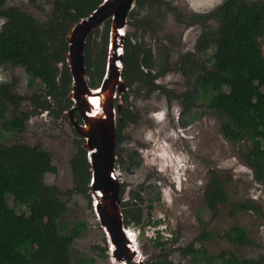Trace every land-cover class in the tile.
Here are the masks:
<instances>
[{
	"label": "trees",
	"instance_id": "1",
	"mask_svg": "<svg viewBox=\"0 0 264 264\" xmlns=\"http://www.w3.org/2000/svg\"><path fill=\"white\" fill-rule=\"evenodd\" d=\"M103 1L52 0L53 7L47 20L40 22L17 6L5 8L7 0H0V16L5 19L0 29V66L8 62L17 64L34 60L41 68V73L31 71L33 77L28 82L29 95L15 91V80L0 83V121L3 129L0 132V264H98L96 259L86 254L72 252L75 240L87 228V223L76 221L72 224L63 220L67 203L61 198L62 191L58 186L45 182L48 173L57 172L50 152L40 144H8L4 139L9 132H23L30 115L37 110H52L64 115L71 108L73 102L68 97L72 77L66 62L68 44L65 37L73 25L91 14ZM136 1L140 6L149 1L158 2ZM135 15L136 12L131 11L129 19L130 25L137 27V31L149 24L147 18L139 19ZM192 20L203 26L214 21L217 27L207 26L202 31L195 44V53L183 55L178 69L188 80L197 79L205 72V65L196 55L207 56L211 48L216 49L215 69L207 79V92L202 93L201 99L208 100L207 111L220 118V130L227 140L250 142L248 158L255 167V178L264 182V53L259 43V38L264 37V0H224L211 11L192 15ZM109 31L110 20H107L103 42L95 58L90 50L94 31L86 42L85 62L92 88L99 87L105 76ZM156 67L152 48L143 40L138 41L137 33L128 31L122 69L126 88L138 83L137 93L146 90V96L159 89L170 99H179L185 113L193 112L198 103L190 85L179 94L165 89L155 80L164 76L169 66L165 64L163 69ZM37 77H41L40 92L35 89ZM25 101L33 106L30 111L21 108ZM7 103L12 107L11 117L6 114ZM121 115L123 121L117 123V141L121 140V129L127 122L137 123L130 109L123 108ZM76 118L82 122L79 112H76ZM82 144V139L77 141V150L71 160L75 185L66 193H81L92 204L89 194L91 165ZM140 165L138 154L132 152L129 166ZM211 182L207 205L215 211L219 205L228 203L230 196L216 171H212ZM149 192L152 194L154 189ZM9 197L13 198V205ZM157 199L158 195L150 196L148 200L154 202ZM23 207L25 209L19 212L18 209ZM122 207L126 227L152 223L151 219L147 222L144 218L141 206L136 204L131 209L128 203L123 202ZM234 209L257 207L243 202L235 204ZM206 232L187 246L176 248L181 254L189 255L188 264H264V255L241 258L231 251H222L214 256L204 248L196 247L197 242L208 237ZM224 236L237 245L256 244L240 225L231 227ZM161 237L159 234L153 241L157 248L171 242V249L178 241V236L171 241H162ZM168 257L169 252L164 251L156 261L147 260L145 264H182Z\"/></svg>",
	"mask_w": 264,
	"mask_h": 264
},
{
	"label": "rangeland",
	"instance_id": "2",
	"mask_svg": "<svg viewBox=\"0 0 264 264\" xmlns=\"http://www.w3.org/2000/svg\"><path fill=\"white\" fill-rule=\"evenodd\" d=\"M156 1L144 3V6L135 1L132 9L136 12L135 18H147L149 24L139 31L131 25L126 30L137 33L138 41L143 40L152 48L156 69H163L165 64L169 66V72L156 82L178 94L186 91L190 85L198 105L193 112L185 113L179 99H170L159 90L146 96V90L137 93L138 83L127 89L123 97L125 104L137 110L140 120L137 123L128 122L121 130V140L117 141L115 168L122 184L121 206L123 202L128 203L131 209L136 204L141 206L146 221L151 219V225L160 227L156 229L164 232L161 234L164 237L162 241L166 237L178 236L177 243L171 249L170 242L157 248L153 243L154 238L148 235L150 230L146 232L149 223L136 226L139 248L146 260L156 261L162 252L168 251V259L188 264L189 255L181 254L176 248L187 246L205 231L209 233L206 232L208 237L197 242L196 247L204 248L214 256L222 251H231L241 258H258L264 255V182L255 178V167L247 154L250 142L227 140L220 130V118L207 111L208 100L201 99L202 93L207 92V79L215 69L217 51L213 47L207 56L196 55L205 65V72L195 80H188L178 69L183 55L195 53V44L202 31L207 26L213 29L217 27L214 21L203 26L202 23L190 21V17L211 11L224 0ZM13 5L32 14L40 22L47 20L53 7L52 0H7L4 7ZM4 21L0 16V29ZM94 32L90 44L93 58L100 51L104 25ZM107 43L109 45V38ZM259 43L264 53V37L259 38ZM31 71L41 73L38 62H8L0 66V83L15 80V91L29 95L28 82L33 77ZM40 85L41 77H37L35 89L38 92L42 90ZM32 107L29 101L21 105L23 110L30 111ZM11 110L7 103L6 114L9 117L12 116ZM65 115L52 110H37L30 115L23 132H9L4 141L8 144H40L50 152L57 172L48 173L45 182L58 186L62 191L61 198L67 203L63 220L72 224L76 221L87 223V228L75 240L72 252L86 254L96 259L98 264H113L108 236L95 211L91 190L92 204L81 193H66L75 185L71 160L81 137L68 115ZM184 120L187 123H183ZM0 132H3L1 121ZM134 151L141 159L139 167L129 166V156ZM212 171L218 173L230 196V201L219 205L215 211L207 205ZM151 188L154 189L152 194L149 192ZM156 195L159 199L154 202L148 200ZM9 202L13 205L12 197H9ZM243 202H250L257 209H234L235 204ZM24 209L18 210L22 212ZM156 220L160 221L155 224ZM236 225L243 226L248 237L256 244L237 245L229 241L224 235Z\"/></svg>",
	"mask_w": 264,
	"mask_h": 264
},
{
	"label": "water",
	"instance_id": "3",
	"mask_svg": "<svg viewBox=\"0 0 264 264\" xmlns=\"http://www.w3.org/2000/svg\"><path fill=\"white\" fill-rule=\"evenodd\" d=\"M136 0H104L87 17L80 19L66 35L65 52L72 85L69 99L73 102L65 113L83 140L91 165V195L95 211L104 227L110 244L113 264H145L135 229L130 232L124 225L120 192L121 180L116 174L117 121L123 119L122 95L126 91L122 77L124 45L129 14ZM110 20L106 72L97 88L90 86L85 62V46L91 32ZM117 94V110L114 106ZM78 111L82 122L75 117Z\"/></svg>",
	"mask_w": 264,
	"mask_h": 264
},
{
	"label": "flooded vegetation",
	"instance_id": "4",
	"mask_svg": "<svg viewBox=\"0 0 264 264\" xmlns=\"http://www.w3.org/2000/svg\"><path fill=\"white\" fill-rule=\"evenodd\" d=\"M190 21H193V20H192V17H190ZM167 72H169V71H167ZM167 72H166V73H167ZM180 73H181V72H180ZM181 74H182V73H181ZM183 76H184V75H183ZM191 80H195V79H191ZM156 81H158V79L155 80V83H156V84H159V83H157ZM192 82H193V81H192ZM159 85L161 86V84H159ZM162 87H163V86H162ZM158 90H159V89H158ZM169 90H170V89H169ZM156 91H157V90H156ZM159 91H160V90H159ZM170 91H172V90H170ZM126 92H127V89H126L125 93H126ZM173 92H174V91H173ZM125 93L122 95V99H123L124 95H126ZM152 93H153V92H152ZM152 93H151V94H152ZM165 96H166V95H165ZM166 97H167V96H166ZM123 101H124V99H123ZM117 102H118V98H117V94H116L115 101H114V106H115L116 110H117ZM123 108H125V109H126V108H127V109H130V110L133 112V117H134L133 119H137V122L140 120V119H139V116H140V115H139V113L137 112V110H135L134 108H131V107L127 106V105L125 104V101H124V103H123V105H122V109H121V110H123ZM64 115H65V114H64ZM136 116H138V118H137ZM65 117H66V115H65ZM122 121H123V119H122ZM122 121H121V120H120V121H119V120L117 121V118H116V122H115V123H116V132H117V123H118V122H122ZM127 123H128V122H127ZM125 126H127V125H124V126L122 127V129H124ZM122 129H121V130H122ZM80 139H82V138H80Z\"/></svg>",
	"mask_w": 264,
	"mask_h": 264
},
{
	"label": "built area",
	"instance_id": "5",
	"mask_svg": "<svg viewBox=\"0 0 264 264\" xmlns=\"http://www.w3.org/2000/svg\"><path fill=\"white\" fill-rule=\"evenodd\" d=\"M152 224V223H151ZM151 224H148V226L146 227V232L148 231V229L150 230L148 232V235L151 237V238H156L158 235H159V232L162 234L164 233L163 231H160L159 229H156V228H160V227H153ZM167 238V237H166Z\"/></svg>",
	"mask_w": 264,
	"mask_h": 264
},
{
	"label": "clouds",
	"instance_id": "6",
	"mask_svg": "<svg viewBox=\"0 0 264 264\" xmlns=\"http://www.w3.org/2000/svg\"><path fill=\"white\" fill-rule=\"evenodd\" d=\"M96 30H97V29H96ZM67 111H68V110H67ZM80 123H81V122H80ZM116 154H117V151H116ZM159 221H160V220H158V221L156 220V223L159 222ZM154 223H155V222H154ZM156 223H155V224H156ZM150 224H151V223H150ZM126 228H127L128 231L132 232V231H133L132 229H135V228H137V227L135 226V227H126ZM131 228H132V229H131ZM159 234L161 235L160 232H159ZM161 236H162V235H161ZM157 237H158V236H157ZM157 237H156L154 240H156ZM163 238H164V237L162 236L161 239H163ZM173 238H174V237L166 238L165 241H171ZM170 243H171V242H170Z\"/></svg>",
	"mask_w": 264,
	"mask_h": 264
}]
</instances>
